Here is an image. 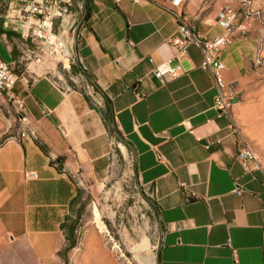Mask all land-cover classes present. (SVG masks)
Returning a JSON list of instances; mask_svg holds the SVG:
<instances>
[{"label":"crops","instance_id":"obj_1","mask_svg":"<svg viewBox=\"0 0 264 264\" xmlns=\"http://www.w3.org/2000/svg\"><path fill=\"white\" fill-rule=\"evenodd\" d=\"M240 1L185 0L183 9L195 31L214 39L225 33L217 21L220 11L230 3L245 11ZM88 2L78 55L91 83L51 59L23 64L19 35H0V59L20 75L15 93L24 99L27 117V123L18 122L0 98V264H124L92 230L80 247L62 255L63 224L78 190H95L111 167L112 137L100 113L105 99L164 229L158 264H235L234 250L238 264H264V79L255 65L259 21L241 16L238 23L246 31H238L219 55L225 79L238 94L234 124L262 164L246 171L237 159L240 142L230 119L214 109V81L201 67L202 52L190 47L175 59L171 40L177 20L152 3ZM253 3L264 6L262 0ZM169 59L187 73L161 86L153 69ZM18 130L30 135L18 142L13 139ZM203 139L215 142L211 149ZM25 171L38 178L25 179ZM236 187L243 192L236 194Z\"/></svg>","mask_w":264,"mask_h":264},{"label":"built area","instance_id":"obj_2","mask_svg":"<svg viewBox=\"0 0 264 264\" xmlns=\"http://www.w3.org/2000/svg\"><path fill=\"white\" fill-rule=\"evenodd\" d=\"M6 1L9 4V10L3 18L2 27L5 31L18 34L22 40L21 61L23 64H42L45 59H51L70 76H73V69H75L78 76L87 79V68L78 55V46L89 15L88 0ZM116 1L119 2L120 0ZM128 1L155 4L177 20V33L171 40V45L177 55L175 59L179 60V57L185 56L190 47H196L202 52L201 67L210 74L214 81L216 92L214 109L218 111L220 116L230 119L232 133L238 137L240 142L237 155L238 162L246 171L256 167L261 168L262 164L255 151L234 124L233 109L238 94L234 84H229L226 81V65L219 58L221 51L234 43L236 33L246 31V26L238 23V20L241 16L247 20L253 19L250 14L251 1L253 0L243 2L247 6L245 11L237 6L238 3L226 5L217 18V21L225 28V33L214 39H209L194 30L183 9L185 0H166L168 6L159 3L158 0ZM130 44L133 45V43ZM263 50L259 54L262 58H264ZM260 61L261 58H259ZM186 73L187 71L180 64H175L173 59L157 64L153 69V75L161 86L168 85ZM19 80L20 75L17 70L11 64L0 59V98L4 99L14 109L17 121L24 124L27 123L25 102L15 93V87ZM63 85L70 89L67 82ZM29 135L30 133L26 130H18L13 139L19 142L28 138ZM203 141L208 150L215 143L209 139H203ZM216 142L221 143V139ZM24 176L28 180L38 178L35 171H25ZM234 191L236 194L243 192L239 187H236ZM233 258L234 263L238 264L235 250Z\"/></svg>","mask_w":264,"mask_h":264},{"label":"rangeland","instance_id":"obj_3","mask_svg":"<svg viewBox=\"0 0 264 264\" xmlns=\"http://www.w3.org/2000/svg\"><path fill=\"white\" fill-rule=\"evenodd\" d=\"M244 1L248 0H241V4L245 5ZM254 1L258 0L251 1V18L259 21L262 28L257 41L255 65L260 78L264 79V58L259 56L264 49V6L258 7ZM8 10V2L0 0V19L7 15ZM111 137V167L107 178L95 185V190L80 188L70 207L66 223L68 228L74 227V248L80 247L87 231L92 230L96 239L122 257L124 264H158L157 252L164 229L151 191L139 181L130 146L117 133L111 134ZM151 252L153 259L150 258ZM139 255L143 259L140 260Z\"/></svg>","mask_w":264,"mask_h":264},{"label":"trees","instance_id":"obj_4","mask_svg":"<svg viewBox=\"0 0 264 264\" xmlns=\"http://www.w3.org/2000/svg\"><path fill=\"white\" fill-rule=\"evenodd\" d=\"M87 7H88V10H89V2L87 3ZM89 17H90V14L88 15V18ZM2 23H3V19H0V32L1 33H7V31H5L3 29ZM75 73H77V70L73 69V74H75ZM86 77H87L88 81L91 83L90 77L87 76V75H86ZM94 88H95L96 92H99V88L97 86H94ZM100 113H101V115H102V117L104 119V122H105L106 126L109 128L110 133L111 134L117 133L122 138V136L120 135V133L116 129L114 115H113V111H112V108H111V103L109 102V100L105 99V106H104V108L100 109ZM75 200H76V198L72 201L71 206H72V204L74 203ZM67 219H68V217H67ZM67 219H66L65 223L63 224V229L65 230V232L67 230V233H68V235L66 236V240H67V242H69V244L66 245V247L64 249L65 253L68 250L74 248L75 245H76L75 239L72 236L73 232H74V227H69L68 228L67 223H66Z\"/></svg>","mask_w":264,"mask_h":264},{"label":"bare ground","instance_id":"obj_5","mask_svg":"<svg viewBox=\"0 0 264 264\" xmlns=\"http://www.w3.org/2000/svg\"><path fill=\"white\" fill-rule=\"evenodd\" d=\"M151 254H152V255H151ZM151 254H150V255H151L150 258L153 259V258H154L153 255H154V254H153L152 252H151ZM138 258H139L140 260L143 259V258L141 257V255H139ZM144 262H145V261H144Z\"/></svg>","mask_w":264,"mask_h":264}]
</instances>
